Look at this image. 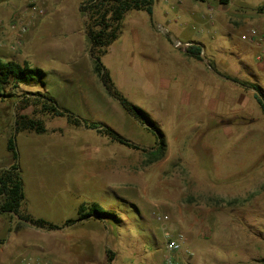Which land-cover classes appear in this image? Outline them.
Here are the masks:
<instances>
[{"label": "rangeland", "instance_id": "374dc122", "mask_svg": "<svg viewBox=\"0 0 264 264\" xmlns=\"http://www.w3.org/2000/svg\"><path fill=\"white\" fill-rule=\"evenodd\" d=\"M21 2L20 17L31 5L45 13L31 19L23 45L14 51L8 48L13 40L3 35L11 19L1 21L0 51L11 54L4 60L42 69L48 92L57 101L66 95L75 111L84 94V120L105 124L140 147L127 148L94 130L79 131L78 136L64 130L65 138L75 136L73 142L83 138L84 150L98 153L97 164L84 160V171L97 169L96 178L105 183V191L83 189L78 195L66 184L55 186L54 180L64 173L53 162L45 161L38 171L32 161L36 151L31 144L49 140L50 133H15L24 209L29 214L60 225L76 217L79 203L95 201L118 218L48 232L51 254L64 252L83 263L84 256L94 262L103 253L104 264H159L163 236L152 216L164 213L170 228L185 236L178 255L184 264H264V115L253 90L237 83L255 84L264 94V75L255 57L247 61L245 45L250 44L241 39L245 32L235 37L219 31L217 22L207 21L206 11L202 18L206 29H215L198 33L201 28L191 21L197 14L192 16L191 6L198 11L207 7L194 0H155V21L162 30L153 26L151 15L144 11L125 14L118 38L101 61L121 95L144 110L164 135L163 159L148 163L144 150L156 147L155 137L125 114L93 74L87 18L81 12L89 0ZM151 32L163 33L170 55H158L149 48ZM191 45L201 46L204 59L186 62ZM35 91L34 87L9 88L12 99L0 101V168L11 162L6 145L16 114L41 119L47 128L64 127V118L52 120L41 112V99L20 109V96ZM71 148L58 151L67 153ZM75 161L76 172L80 166ZM90 181L84 188L95 186ZM54 237L65 239L58 252Z\"/></svg>", "mask_w": 264, "mask_h": 264}, {"label": "trees", "instance_id": "16d2710c", "mask_svg": "<svg viewBox=\"0 0 264 264\" xmlns=\"http://www.w3.org/2000/svg\"><path fill=\"white\" fill-rule=\"evenodd\" d=\"M194 1L205 2L206 0ZM213 1L220 5H228L230 2V0ZM153 2L154 0H89L81 7V12L87 18L85 33L89 40V54L93 74L101 82L106 93L119 103L124 112L155 137L156 147L144 150L148 156V163L163 159L166 151L164 135L144 110L131 104L116 89L101 59L106 54L108 47L118 38L125 14L129 11H144L151 15ZM186 53L190 58L202 60L200 45H191ZM46 77V72L40 68L30 66L27 62L21 64L13 60L0 61V101L12 99V94L8 92L9 88L34 87L38 91L26 92L20 96L22 101L20 109L26 108L31 100L38 101L41 99V112L43 114L50 117H65L68 123L73 126H83L107 137L112 142L133 150H140L138 145L131 143L105 124L82 120L70 111L59 107L45 91ZM225 79L231 78L225 77ZM232 81L235 82L236 80L232 79ZM237 83L244 88L256 91L254 97L264 115V94L260 88L249 82ZM41 91L44 94H41ZM14 131L15 133L30 131L43 134L46 132V128L41 119H26L16 114ZM6 149L11 154L13 163L10 166L0 168V215H8L10 220L13 221L15 220L14 214L18 217L16 219L18 223L29 224L44 231H57L90 220L110 223L117 221L118 218L114 213L108 212L96 203L80 204L76 217L66 220L62 225L54 224L43 218H34L24 210V181L13 135L8 139ZM3 243L4 240L0 239V246Z\"/></svg>", "mask_w": 264, "mask_h": 264}, {"label": "crops", "instance_id": "0c3cea01", "mask_svg": "<svg viewBox=\"0 0 264 264\" xmlns=\"http://www.w3.org/2000/svg\"><path fill=\"white\" fill-rule=\"evenodd\" d=\"M21 3H22L21 0H0V21H6L9 19H11L12 21L15 17L18 16V14H22L24 9L20 7ZM199 3H202L204 5L206 4L205 6L207 7V9L204 11L201 10L198 11L191 6L192 16L195 15V12L197 13L194 17H191V21L196 25H199L201 28L198 33H202V30H207L208 33H210V31L212 32L215 29L213 26L210 29H206L207 24L204 23V21L202 20V18L204 19L205 12L208 11V9H212L214 11L216 17V20L214 22H217L219 31L228 32L231 36H234L236 33H240V32H245V34H248L250 30H254L256 32L254 37L252 38L249 37L248 41H246L248 44H250V46L245 45L247 49L246 51L247 53L246 54L243 53V54H245L247 61L248 59L249 61H253L255 57L258 63L257 69L259 70L260 73L264 75V0H230L228 5H220L213 0H206L205 2H199ZM151 33H150V37H151L150 44L148 45L149 48H151L155 54L159 53L158 55H161L162 52V54L164 53L165 56L168 55L170 52L168 48L169 45L167 44L166 37L162 35L163 33L159 35L153 33L151 34ZM4 34L5 33H3V35ZM235 37L237 36L235 35ZM135 41L138 42L137 40ZM176 41L179 42L178 40ZM8 55L10 56L11 54L9 52L0 51V56H1L0 61H7L4 60V58L7 57ZM170 59L172 60L173 57L170 56ZM188 59L189 60H186V62L190 60L193 61V63L195 62L193 58L188 57ZM181 61L185 62L183 59ZM198 69L199 71H201V68L199 66ZM45 90L48 93V95L55 100L56 104L59 107L70 111L71 113L75 114L76 116L84 120V96H83L84 94H80L82 98L79 99L80 103L77 104L78 111H75L73 108H71V106L67 104L69 98L66 95L61 100L59 99L57 101L48 92L47 86ZM70 95L71 94H69L68 96ZM63 118L65 119L64 127H59L58 125L52 126L50 128L45 127L46 132L43 134L50 133L51 138L49 140H42L39 143L31 144V147L35 148L34 150L36 151L35 154L36 156L33 157L32 161L35 164H37L38 171L39 169L41 170L42 164H44V162L47 160L53 162L55 168L59 172L63 171L64 173L63 177L60 180L57 179L54 180L56 187L59 186L64 187V184H66L65 188L69 186L71 192L78 195L83 189L86 192H88L87 191L88 189H93L94 191H105V183L102 180L96 178L97 169L89 173L84 171V160L85 161L91 160L95 164H97L98 153L89 152L86 148L84 150V145L82 142H80L83 140V138H81L80 141L73 142L75 141V139H77L74 135H72L74 137H71L70 139L69 137L65 138L64 136L65 134L64 130H70V133L72 134H76L77 132L78 134H76V136H78L80 135L79 131L89 130V129H86L83 126H73L68 123L65 117H52V120L63 119ZM70 145L72 146V148L74 146V149L72 150L71 148L70 152L65 153L63 151H58V150H63L64 148L68 149ZM74 159H76L75 164H78V166H80V168L76 172L73 170L72 167L74 164L73 163ZM10 161L11 162L5 166H10L13 163L12 157ZM61 162H68V164L62 166L60 164ZM88 181L94 182L95 186L90 185L87 186V188H84L85 187L84 183H87ZM90 202L98 204L95 201H90ZM84 203H87V201ZM80 204L82 203H79L78 207ZM2 216H4V218L3 220H0V234H4V235H1L2 237L0 239H3L4 243L0 246V264H104L105 263V255L103 253L101 254L100 258H97L94 262H91L90 259L84 256V263L83 260L79 258H75L73 256L71 257V255H67L64 252L53 255L50 252L53 243L48 238L49 235L48 232L59 233L60 231H62V229L57 231H44V230L36 229L34 227H33L34 229H32L31 228L32 226L28 227L27 229H23L24 226L18 225V221H14V220L10 221L6 218L7 217L6 215H2ZM86 222H96V221L90 220ZM81 223H85V222H81ZM13 229L15 230L14 234L11 233ZM54 239L56 243V250L58 252L64 246L65 239L63 237H61L60 239L54 237ZM84 240H86V238H84Z\"/></svg>", "mask_w": 264, "mask_h": 264}, {"label": "built area", "instance_id": "2783aa9c", "mask_svg": "<svg viewBox=\"0 0 264 264\" xmlns=\"http://www.w3.org/2000/svg\"><path fill=\"white\" fill-rule=\"evenodd\" d=\"M27 14L20 17L18 15L6 26V39L11 38L13 41L8 44V48L12 51L17 50L23 45V40L30 27L31 19L35 16L44 15V10L37 6L31 5L28 7ZM215 13L212 9H208L207 21L213 23L215 21ZM0 21V28L3 26ZM4 34V35H5ZM256 32L250 30L248 34L241 36L242 40L248 41L249 37H254ZM152 219L157 223L158 230L163 236V244L161 250L164 255L161 257L159 264H184L180 261L178 255L183 251V244L185 243V236L183 233L172 230L169 225V216L164 213H154Z\"/></svg>", "mask_w": 264, "mask_h": 264}, {"label": "water", "instance_id": "95a60500", "mask_svg": "<svg viewBox=\"0 0 264 264\" xmlns=\"http://www.w3.org/2000/svg\"><path fill=\"white\" fill-rule=\"evenodd\" d=\"M151 21H152V24L155 28H159L160 30H162V28L156 23L155 21V0H154V4H153V7H152V13H151ZM201 57L204 59L203 57V54L201 53ZM216 75H218L217 73H215ZM254 93H256V91H253ZM13 140H15V131L13 132ZM13 217L15 219H18V217L16 215L13 214Z\"/></svg>", "mask_w": 264, "mask_h": 264}]
</instances>
